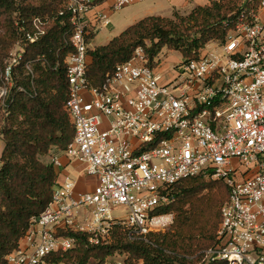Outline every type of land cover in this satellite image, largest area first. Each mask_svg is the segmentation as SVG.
Wrapping results in <instances>:
<instances>
[{
    "label": "built area",
    "instance_id": "obj_1",
    "mask_svg": "<svg viewBox=\"0 0 264 264\" xmlns=\"http://www.w3.org/2000/svg\"><path fill=\"white\" fill-rule=\"evenodd\" d=\"M95 1L64 0L59 15L71 16L65 109L75 127L62 154L83 164L97 185L79 193L77 181L67 177L7 264H51V256L77 248V239L66 234H85L98 246L109 244L116 227L130 241L170 229L173 214L157 212L175 201V185L199 176L223 181L230 193L221 209L218 245L201 253L197 264H264V0L224 42H211L220 49H208L209 43L171 80L164 82L139 48L97 88L87 77L91 41L111 19L96 11ZM144 1L113 0L111 9ZM47 24L35 19L26 40L38 42ZM21 53L20 47L5 70L6 85ZM50 159L62 166L57 156ZM233 160L240 163L236 170ZM118 207L126 208L125 218H113Z\"/></svg>",
    "mask_w": 264,
    "mask_h": 264
},
{
    "label": "trees",
    "instance_id": "obj_2",
    "mask_svg": "<svg viewBox=\"0 0 264 264\" xmlns=\"http://www.w3.org/2000/svg\"><path fill=\"white\" fill-rule=\"evenodd\" d=\"M108 0H96L102 5ZM64 0H0V88L6 85L5 59L22 48L19 65L13 67L11 84L0 103V264L18 249L34 219L45 212L58 185V169L45 163L53 151L63 152L72 143L75 127L66 111L69 86L66 59L73 53L67 44L71 16L59 15ZM262 0H211L189 15L147 17L129 27L105 46L90 51L87 77L91 86L103 85L119 65L128 63L142 48L149 66L164 51L178 52L185 62L199 59L211 42H224L230 31L250 18ZM48 20V30L36 43L26 40L33 22ZM2 29V32H1ZM30 67L31 71L28 70ZM223 182L203 176L186 179L173 188L175 201L158 214H174L172 228L130 241L116 227L110 244L91 245L85 234L75 250L49 258L51 264H99L117 255L126 264H197L204 251L218 245L221 209L229 198Z\"/></svg>",
    "mask_w": 264,
    "mask_h": 264
},
{
    "label": "crops",
    "instance_id": "obj_3",
    "mask_svg": "<svg viewBox=\"0 0 264 264\" xmlns=\"http://www.w3.org/2000/svg\"><path fill=\"white\" fill-rule=\"evenodd\" d=\"M211 0H145L141 3H135L131 6H128L120 11H114L111 9V5L113 4V0H108L104 4L97 7L96 11L105 12L110 16V19H113L112 14L125 11V16L130 19V23H128L125 27H123L118 35H115V38L121 35L125 30L129 27L137 24L141 20L147 17H164V18H173L175 13H178L182 16L189 15L194 9L198 7H206L210 5ZM95 16V12L91 14L93 18ZM112 16V17H111ZM125 16H123L125 18ZM128 19H121L118 21V25H122L124 22H127ZM112 22V21H111ZM112 24L110 25V27ZM109 28V27H108ZM106 29V28H105ZM101 33V30L93 36L91 41L92 49H96L100 47V45H93V41H95L98 35ZM114 38L108 41L105 45L111 42ZM104 45V46H105ZM91 62V59H90ZM51 156H57L59 158L62 166L58 169L59 177H58V185L57 188L60 187L67 177L72 178L77 181V192L79 193H87L93 191L95 186L97 185V179L94 177L87 176L85 173V166L83 164L77 162H70L69 159L59 153L57 151L51 152Z\"/></svg>",
    "mask_w": 264,
    "mask_h": 264
},
{
    "label": "rangeland",
    "instance_id": "obj_4",
    "mask_svg": "<svg viewBox=\"0 0 264 264\" xmlns=\"http://www.w3.org/2000/svg\"><path fill=\"white\" fill-rule=\"evenodd\" d=\"M125 14H126V10L112 14V16H113V19L111 18L112 26L109 28H106V29L100 28L101 33L98 35L97 39L95 41H93V45L104 46L112 38H115V35H118L117 33H120V31H122L123 27H125L128 23H130V19H128V16H130V15H128L126 17ZM123 16H125V18ZM121 19H128V21L124 22L122 25H118L117 22L120 21ZM1 32H2V29H1ZM210 48L211 49H220V45L217 43H211L209 45L208 49H210ZM18 52H20V47L16 46L11 51V54L9 55L10 57L5 59V61H4L5 64L8 65L9 62L11 61V59L13 58V56L16 55ZM155 62L158 64V67L155 69L156 74L161 75L164 82L171 80L173 78V76L175 75V70H178V69L180 70L181 66L185 63L183 60V57L181 56L180 53L170 52L167 50H164L160 54V56L156 59ZM0 75H1V72H0ZM8 87H7V85H3L0 88V94L3 91L7 90ZM0 103H1V100H0ZM4 146H5L4 143L0 142V155H1V152L4 148ZM59 153H62V152H59ZM50 156H51V154L47 157H44L43 161L45 163H50L51 162ZM232 165H233L234 169L236 170L239 168L240 163L237 160H233ZM204 178L213 182V183H217L220 181V180H216V179L208 178V177H204ZM126 216H127V212H126L125 207H118V208L114 209V211H113V218L114 219L125 218ZM173 217H174V219H173V224H174V220H175L174 214H173ZM173 224L171 225V228H172ZM170 229L162 231L161 233L168 232ZM155 233H158V232H155ZM107 240L109 241V244H110L112 242V235L110 237H107ZM112 258L122 259V260L126 261V257L120 256V255H117V256L112 257ZM112 258H110V259H112Z\"/></svg>",
    "mask_w": 264,
    "mask_h": 264
}]
</instances>
